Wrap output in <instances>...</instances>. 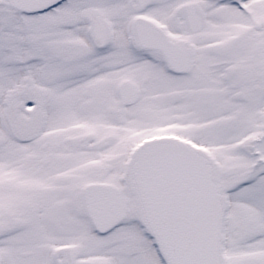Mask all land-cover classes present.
<instances>
[{
	"label": "snow or ice",
	"instance_id": "1",
	"mask_svg": "<svg viewBox=\"0 0 264 264\" xmlns=\"http://www.w3.org/2000/svg\"><path fill=\"white\" fill-rule=\"evenodd\" d=\"M0 264H264V0H0Z\"/></svg>",
	"mask_w": 264,
	"mask_h": 264
}]
</instances>
